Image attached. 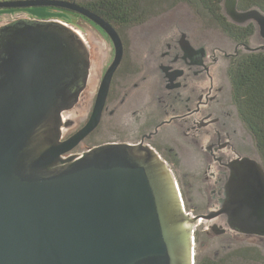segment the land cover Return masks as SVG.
I'll use <instances>...</instances> for the list:
<instances>
[{
  "label": "water",
  "instance_id": "water-1",
  "mask_svg": "<svg viewBox=\"0 0 264 264\" xmlns=\"http://www.w3.org/2000/svg\"><path fill=\"white\" fill-rule=\"evenodd\" d=\"M239 2L222 0L223 13L239 26L254 23L264 41V12ZM37 6L86 16L115 54L100 84L99 55L80 28L24 14L0 21V264H196L202 223L210 238L261 242L264 164L238 153L229 134L201 140L208 190L201 213L188 210L168 162L145 142L75 151L100 124L124 42L77 2L0 0V8ZM182 47L205 54L187 40Z\"/></svg>",
  "mask_w": 264,
  "mask_h": 264
},
{
  "label": "flooded vegetation",
  "instance_id": "flooded-vegetation-1",
  "mask_svg": "<svg viewBox=\"0 0 264 264\" xmlns=\"http://www.w3.org/2000/svg\"><path fill=\"white\" fill-rule=\"evenodd\" d=\"M164 15L138 24L144 29L132 33L136 49L133 48L128 61L127 45L123 40L124 56L113 75L102 118L96 129L103 124L126 126L125 129L131 132L130 136L107 142L149 144L168 162L180 187L181 183H187L184 178L181 180L180 174L186 177V174L193 173L192 189H195L205 184L202 177L207 163L200 149L202 139L204 141L206 137L223 132L231 136L238 153L249 154L238 142L236 124L231 119L225 97L232 64L248 54L245 50L250 53L257 49L249 45L250 38L238 41L222 28L235 45L232 51L219 43L202 44L201 40L195 41L192 35L180 29L167 36L171 17ZM184 34L186 37H183ZM184 40L190 41L195 48L205 46V54H185L182 47ZM141 41H147L148 47L143 45L138 49L137 43ZM106 70L100 76V84ZM96 98L97 93L82 125L89 119ZM189 159L194 167L189 164ZM182 193L189 206L188 193L183 188Z\"/></svg>",
  "mask_w": 264,
  "mask_h": 264
},
{
  "label": "rangeland",
  "instance_id": "rangeland-1",
  "mask_svg": "<svg viewBox=\"0 0 264 264\" xmlns=\"http://www.w3.org/2000/svg\"><path fill=\"white\" fill-rule=\"evenodd\" d=\"M202 11V10H201ZM201 11L198 7H192L186 3H181L177 7L173 8L170 13L166 14L170 19L168 21V25H170L168 35L171 36L180 29L183 32L189 33L193 36V39L201 40L202 44L207 43H219L223 44L225 48L229 50H234L235 45L231 41V39L222 31L221 27H219L215 22L212 23L208 18L201 15ZM200 12V13H199ZM18 14L28 15L30 17L40 18V19H51L56 18L74 26L80 28L86 38L89 40L91 47L98 53L99 57L97 68H100V71H105L108 65L112 62L115 51L113 49V43L108 38L107 34L100 27L98 28L95 23L90 20L85 19L84 17H74L71 14L61 12L59 10L46 7V6H37V7H28L24 9H15V10H5L0 9V21L10 20L16 17ZM163 14V15H164ZM164 15V16H166ZM205 17V18H204ZM144 27L139 25L132 26L127 30H124L126 33L125 42L127 45L126 55L127 61L129 55L132 54L133 48L136 49V46L133 43V32H139L143 30ZM147 42V41H146ZM146 42L137 43L138 49L143 45L147 48ZM145 43V44H144ZM252 48L257 49L255 51H264V41L258 38L255 35L250 37V44ZM246 53H249L248 50H245ZM227 70V67H226ZM228 88L227 94L225 97L226 105L231 112V119H233L234 124H236L235 128L237 130L236 137L238 138V142L242 145L244 150H246L252 156L261 160V153L256 145V141L254 135L248 125L244 122V120L240 117L237 105L234 102L231 82L228 79L227 81ZM81 123H83L81 121ZM82 125V124H81ZM126 126L116 125L112 126L110 124L101 125L96 133L91 135L88 139L84 141L77 148V152H82L87 149L88 146L98 145L110 139L116 138H126L129 130L125 129ZM189 164L193 166V162L189 159ZM188 177L180 174L181 180L184 178V181H192L194 182L193 173H188ZM192 175V178L189 177ZM177 176L178 173H177ZM203 178V177H202ZM180 179V177H179ZM188 193L189 197V206L187 205L188 210L193 209L194 211H205L207 208V194L208 190H206V185H198L195 189H192V186H188L185 183H181V190ZM186 202V199H185ZM205 226L202 223L196 229V262L201 261L203 258L215 259L219 262V264H233L234 261L231 258H227L229 253L239 246H247V245H256L261 248L264 255V239L257 243L252 241H234L231 240L228 234H223L221 236H216L214 238H210L207 236L205 232Z\"/></svg>",
  "mask_w": 264,
  "mask_h": 264
},
{
  "label": "trees",
  "instance_id": "trees-1",
  "mask_svg": "<svg viewBox=\"0 0 264 264\" xmlns=\"http://www.w3.org/2000/svg\"><path fill=\"white\" fill-rule=\"evenodd\" d=\"M77 2L89 11L109 21L121 34L124 30L142 24L154 17L169 13L181 3L198 7L201 15L216 23L227 34L238 41H247L255 32L254 23L236 25L222 11V0H64ZM74 17L86 16L60 6H46ZM241 9L259 8L264 12V0H240ZM15 10L24 8H0ZM200 13V12H199ZM204 17V18H205ZM91 21V20H90ZM126 43V42H125ZM232 94L242 119L252 131L264 164V51H252L238 58L230 67ZM99 129V128H98ZM96 129L91 135L98 131ZM90 135V136H91ZM131 135V132H128ZM89 136V137H90ZM88 137V138H89ZM227 258L233 264H264V255L256 245L239 246ZM196 264H219L215 259L203 258Z\"/></svg>",
  "mask_w": 264,
  "mask_h": 264
}]
</instances>
